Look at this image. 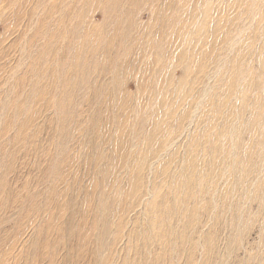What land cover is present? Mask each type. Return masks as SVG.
Here are the masks:
<instances>
[{
    "label": "rangeland",
    "instance_id": "rangeland-1",
    "mask_svg": "<svg viewBox=\"0 0 264 264\" xmlns=\"http://www.w3.org/2000/svg\"><path fill=\"white\" fill-rule=\"evenodd\" d=\"M86 1L0 0V261L264 264V0Z\"/></svg>",
    "mask_w": 264,
    "mask_h": 264
},
{
    "label": "bare ground",
    "instance_id": "bare-ground-1",
    "mask_svg": "<svg viewBox=\"0 0 264 264\" xmlns=\"http://www.w3.org/2000/svg\"><path fill=\"white\" fill-rule=\"evenodd\" d=\"M88 1V0H87ZM86 1V2H87ZM120 1V0H119ZM122 1V0H121ZM87 3H89V2H87ZM86 3V5H89V4H87ZM116 3V1H114L113 3H111V4H109V0H104V1H102L100 4L102 5L101 6V8H103V12H104V16L105 17H107V15L108 14H110V11L109 10H111L113 7H114V4ZM181 3V2H180ZM44 5V4H43ZM40 5H38V7H39ZM121 7V6H120ZM87 10V9H86ZM85 11V10H84ZM87 11H89V10H87ZM95 12H97V10L95 11ZM77 13V12H76ZM101 13V12H100ZM51 14V13H50ZM74 15H75V13H74ZM89 15H90V13H89ZM48 16V15H47ZM51 16V15H50ZM79 16V15H78ZM87 16V15H86ZM85 16V17H86ZM75 17H76V15H75ZM49 18V17H48ZM71 18H73L72 16H71ZM88 18V17H87ZM52 19H53V17H52ZM106 19V18H105ZM50 20V19H49ZM83 20V19H82ZM19 21V20H18ZM52 22V21H51ZM72 22H73V19H72ZM72 22H70L71 24H72ZM76 22H77V20H76ZM95 22V21H94ZM47 23V22H46ZM74 23V22H73ZM104 23H106V20H104ZM112 23V22H111ZM78 24V23H77ZM125 24V23H124ZM48 25H50L49 23H48ZM74 25H75V23H74ZM79 25V24H78ZM85 25V24H84ZM42 28V27H41ZM45 28V27H44ZM80 27H76V29H74V30H72L71 31V37L73 38V39H80V40H78V42H79V44H75V43H72L71 44V46L75 49V55H74V57L71 59V61H70V70L71 71H73V73H74V75H73V77H72V79L74 78V80L79 76V74H80V76H81V74H82V71H81V69H79L78 67H79V61H80V58H81V56L83 57V53H84V51L86 50V48L85 47H87L90 43H91V37H93V36H99V37H103V38H109L111 41L112 40H114L117 36H116V34L115 33H113V32H109L108 30H107V28H105L104 26L103 27H99L98 29L96 28V27H94L92 24H89V25H87L86 27H85V32L82 34V35H80L79 33H78V31H76L77 29H79ZM81 29H82V27H81ZM31 30V29H30ZM58 30H59V28H58ZM57 30V31H58ZM49 30H47V32H48ZM62 31V30H61ZM65 31V30H64ZM44 32V31H43ZM81 32H83V30L81 31ZM42 34V33H41ZM36 35V34H35ZM119 35V34H118ZM25 36V35H24ZM27 36V35H26ZM43 36V35H42ZM54 36V35H53ZM63 36V35H62ZM28 37V36H27ZM51 37V36H50ZM26 38V37H25ZM54 38V37H53ZM97 38V37H96ZM118 38H120L119 36H118ZM36 40H37V36H36V38H35ZM48 39V38H47ZM95 39V38H94ZM99 39V38H98ZM30 41V40H29ZM28 41V42H29ZM73 41V40H72ZM71 41V42H72ZM95 41L97 42V39H95ZM94 41V42H95ZM118 41V40H117ZM22 42V41H21ZM25 42V41H24ZM36 42V41H35ZM56 42H58V41H55V43ZM99 42V41H98ZM120 42V41H119ZM44 43V42H43ZM25 44V43H24ZM21 45V44H20ZM26 45V44H25ZM78 45V46H77ZM99 45V44H98ZM101 45V44H100ZM111 46H112V44H111ZM124 46V45H123ZM34 47V46H33ZM53 47V46H52ZM99 47V46H98ZM35 48V47H34ZM38 48V47H37ZM36 48V49H37ZM52 49V48H51ZM92 49V48H91ZM118 49V48H117ZM88 50V49H87ZM25 51V50H24ZM38 51V50H37ZM36 51V52H37ZM40 51V50H39ZM39 51H38V53H39ZM52 51V50H51ZM54 51V50H53ZM89 51H91V50H89ZM93 51V50H92ZM122 52V51H121ZM120 52V53H121ZM31 53V52H30ZM29 53V54H30ZM85 53H87L88 54V51L87 52H85ZM36 54V53H35ZM41 54V53H40ZM46 54V53H45ZM83 54V55H82ZM89 55V54H88ZM44 56V55H43ZM68 56V55H67ZM86 56V55H85ZM105 56V55H104ZM29 57H31V55L29 56ZM45 57H46V55H45ZM49 57V56H48ZM64 57V56H63ZM62 57V58H63ZM54 58V57H53ZM60 58V57H59ZM66 58V57H65ZM70 58V57H69ZM68 58V59H69ZM104 58V57H103ZM24 59H25V56H24ZM30 59V58H29ZM43 59V58H42ZM110 59V58H109ZM47 60V59H46ZM61 60V59H60ZM44 61V60H43ZM63 61H64V59H63ZM62 61V62H63ZM67 61V60H66ZM35 62V61H34ZM45 62V61H44ZM81 62H82V64H84L83 63V61L81 60ZM110 62V61H109ZM42 63V62H41ZM40 64V63H39ZM48 64V63H47ZM56 64V63H55ZM104 64H105V62H104ZM67 65H68V63H67ZM66 65V66H67ZM42 66V65H41ZM63 66H64V64H63ZM35 67V66H34ZM51 67V66H50ZM68 67V66H67ZM47 68V67H46ZM45 68V69H46ZM107 69V68H106ZM23 70V69H22ZM37 70V69H36ZM39 70V69H38ZM58 70V69H57ZM86 70V69H85ZM53 71V70H52ZM60 71V70H59ZM64 71V70H63ZM42 72H44V71H42ZM46 72V71H45ZM35 73V72H34ZM39 73V72H38ZM51 73V72H50ZM106 73V72H105ZM54 74V73H53ZM58 75V74H57ZM56 75V76H57ZM11 76V75H10ZM43 76H44V73H43ZM55 76V77H56ZM69 77V76H68ZM41 78V77H40ZM43 78V77H42ZM55 79V78H54ZM57 79V78H56ZM59 79V78H58ZM69 79H71V78H66L65 80V83H69L68 81H69ZM78 79V78H77ZM84 79V78H83ZM28 80V79H27ZM79 80V79H78ZM49 81V80H48ZM35 82H37L38 83V81H35ZM78 82V81H77ZM80 82V81H79ZM75 84V83H74ZM28 88V87H27ZM21 89V88H20ZM24 89V88H23ZM31 89V88H30ZM30 91H32V92H38V91H40V88L39 87H37V86H33L32 87V89L30 90ZM48 91V90H47ZM28 92V91H27ZM41 92V91H40ZM42 94V93H41ZM35 95V94H34ZM23 97V96H22ZM18 98H20V97H17L16 99H18ZM33 98V97H32ZM15 99V100H16ZM19 100V99H18ZM14 101V100H13ZM18 103V102H17ZM19 103H21V102H19ZM25 104V103H24ZM27 104V103H26ZM23 105V104H22ZM21 105V106H22ZM51 105V104H50ZM19 106V105H18ZM20 106V107H21ZM26 109H27V107H25ZM52 108H53V106H52ZM20 109V108H19ZM23 109V108H22ZM63 111V110H62ZM65 113V112H64ZM63 113V114H64ZM26 114V113H25ZM66 114H68V113H66ZM64 119V118H63ZM10 120V119H9ZM14 123V122H13ZM123 123V122H122ZM11 124V123H10ZM26 124V123H25ZM29 125V124H28ZM9 126V125H8ZM7 126V127H8ZM6 127V126H5ZM6 127V128H7ZM10 127V126H9ZM5 128V129H6ZM12 128V127H11ZM147 128V127H146ZM11 130V129H10ZM18 131V130H17ZM16 136V135H15ZM18 137V136H17ZM185 137V136H184ZM109 153V152H108ZM9 157H11V156H9ZM137 158V157H136ZM9 161V160H8ZM44 165V164H43ZM109 170L108 169H104V172L105 173H107ZM2 182V181H1ZM31 190V189H30ZM3 195V194H2ZM8 196V195H7ZM31 196V195H30ZM3 197V196H2ZM26 197V196H25ZM24 197V198H25ZM47 198V197H46ZM6 199H7V197H6ZM5 199V200H6ZM11 199V198H10ZM4 200V199H3ZM15 200V199H14ZM7 201V200H6ZM16 201V200H15ZM18 201H19V199H18ZM21 202V201H20ZM30 202V201H29ZM22 203V202H21ZM27 203V202H26ZM3 205H4V203H3ZM21 205V204H20ZM1 207V206H0ZM4 207V206H3ZM23 207H24V205H23ZM51 209V208H50ZM52 213V212H51ZM57 217V216H56ZM60 217V216H59ZM62 219V218H61ZM62 221H64V220H62ZM80 223V222H79ZM42 225V224H41ZM78 225V224H77ZM102 229H100L101 230V232H102V234H101V238H97L96 237V239H97V243L98 244H100L101 245V247L102 248H104L103 247V245H104V239H106L105 237L107 236V224H106V222H102V227H101ZM73 229H74V227H73ZM87 229V225L84 223L83 225H82V229H79V230H81L80 231V234L78 235V240H77V244H76V246L74 247V248H72V249H70L69 250V248H68V243H67V241H65V239H64V236H63V238L62 237H60V238H58V239H56V240H52V241H47V239L46 240H41L40 242H39V244L38 245H36L35 247H34V249L33 248H31L30 246H28V247H30L31 249H33L32 251H29L28 252V254L27 255H23V262H22V264H40V261H44V260H48L49 262H51L53 259H54V257H56L57 256V254H58V251H57V248H58V246H63V250H65L66 252L64 253V255H63V257H62V259H63V262L65 263V264H93L91 261H90V259L89 258H92L93 257V255H92V251H91V243H90V240H89V236L90 235H92V234H90V232L89 231H87L86 230ZM90 230V229H89ZM112 230V229H111ZM64 232V231H63ZM76 232V231H75ZM75 235H77V234H75ZM25 238V237H24ZM95 238V237H94ZM93 238V239H94ZM108 238V237H107ZM23 239V238H22ZM18 240V239H17ZM21 240V239H20ZM27 240V239H26ZM68 240V239H67ZM35 241V240H34ZM69 241V240H68ZM94 241V240H93ZM14 242V241H13ZM25 242V241H24ZM29 242V241H28ZM30 244H31V242H30ZM33 244V243H32ZM98 244H97V247H98ZM21 245V244H20ZM6 246V245H5ZM9 246V245H8ZM105 247H106V245H104ZM15 247V246H14ZM11 248V247H10ZM124 248V247H123ZM28 250V249H27ZM105 250V249H104ZM4 252V251H3ZM14 252V251H13ZM73 252V253H72ZM99 252V251H98ZM11 253V252H10ZM22 253V252H21ZM94 253V252H93ZM101 254H103L102 252H101ZM11 255V254H10ZM60 255V254H59ZM62 255V254H61ZM11 256H13V255H11ZM100 256V255H99ZM9 257V256H8ZM61 257V256H60ZM12 258V257H11ZM58 258V257H57ZM56 258V259H57ZM59 259V258H58ZM7 260H9V259H7ZM7 260H1L0 261V264H8V261ZM125 260V259H124ZM20 261V260H19ZM22 261V260H21ZM20 261V262H21ZM95 261H96V258H95ZM102 262V261H101ZM124 263H125V261H124ZM10 264H20V263H16V258H14L13 259V261L10 263Z\"/></svg>",
    "mask_w": 264,
    "mask_h": 264
}]
</instances>
